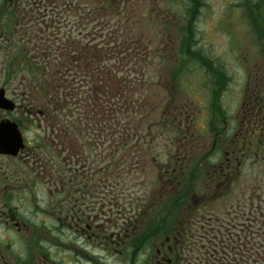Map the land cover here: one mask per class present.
Instances as JSON below:
<instances>
[{"label": "flooded vegetation", "instance_id": "obj_1", "mask_svg": "<svg viewBox=\"0 0 264 264\" xmlns=\"http://www.w3.org/2000/svg\"><path fill=\"white\" fill-rule=\"evenodd\" d=\"M181 1L0 0V36L10 43L0 56L11 66L2 68L0 92L15 104L0 107V123L15 119L23 141L0 159L24 166L0 170V264H246L247 246L264 235L262 29L255 24L253 44L242 46L246 77L237 92L229 73L212 69L203 154L165 115L124 123L121 134L113 115L149 110L150 98L104 77L109 54L88 45L106 36L117 55L120 45L151 44L135 26L141 4L162 20L160 43L171 44V30L182 43ZM16 81L25 88L12 89ZM71 103L80 106L78 122ZM131 173L139 177L127 184Z\"/></svg>", "mask_w": 264, "mask_h": 264}, {"label": "rangeland", "instance_id": "obj_2", "mask_svg": "<svg viewBox=\"0 0 264 264\" xmlns=\"http://www.w3.org/2000/svg\"><path fill=\"white\" fill-rule=\"evenodd\" d=\"M181 2L178 27L181 30L182 43L178 41L176 44L174 42L175 34L173 30H171L169 38L168 35L165 37V41L169 40L171 44L160 43L164 28L162 20H157V12L148 17L149 12L153 9L152 6L148 7L141 4V16L135 17V26L137 24L145 31L150 32L148 40L153 39L151 44L143 42L144 44L120 45L118 47L119 52L129 47L134 53V57L120 54L121 59L119 61L115 58L112 59L111 47L104 44L107 39L106 36H103L102 40L90 36L88 41H91V44L88 45L95 46L98 49L103 48V53L111 55V59L100 64L106 66L113 75L117 74L118 78L126 80V84L121 85L123 89L128 88V85L130 87L133 85L136 99H143V94L146 93L150 98L149 110L143 107H135L133 117L122 111H118L116 115H113V120L118 123L122 122L119 126L121 134H123L121 127L124 123L128 125L132 121V124L136 127L147 120L148 113L150 121L158 120L160 116L165 115L168 123L175 124L174 126H179L180 130L182 129L180 134L184 136L187 133V136L194 138L199 147L196 152L203 154L207 150L202 148L203 143L208 142L211 136L208 129L212 122L209 95L212 88L215 87L212 83L214 78L212 69L214 68L219 74L229 73L234 87L237 88L235 92L242 87L246 77L241 62L243 57L242 46L243 44H253L251 39L252 24H258V29H263V32L258 34L261 43L257 45V51L264 50V0H182ZM192 2L195 4L194 7L196 6L198 9L192 23H190L189 10L193 6ZM151 17L155 18L153 24ZM251 17H254V19H250ZM142 32L144 31L134 30V35L140 36ZM77 35L78 33L75 32L74 36ZM120 35L119 41L124 40L122 35L126 36L125 38L128 37L126 32H121ZM137 36L136 38H138ZM76 38L78 40V36ZM100 41L101 44H99ZM2 44L10 43L8 41L4 42L2 36H0L1 49H3ZM188 47L190 48L189 52L187 51ZM4 48L7 49L5 46ZM253 49H255V46H253ZM258 52L257 56L264 58ZM4 59L7 62V57L0 56V82L3 76L2 73H4L2 68L10 72L11 67L3 62ZM111 65L114 68H110ZM226 65H228V68L225 67ZM71 73H74V70ZM26 75L28 76V74ZM72 76L70 79L73 78ZM218 77H221V75ZM13 84L12 89L25 88L23 85H18V81L12 82ZM71 108L75 113L73 115L69 112L70 118L78 122L77 112L80 106L72 104ZM235 108L236 105L233 106L232 110ZM8 115L12 119L16 116V114ZM217 126H221V123L218 122ZM31 130L28 129L26 134L29 138L36 132ZM176 132V129H171L166 132L164 137L167 140L173 138ZM27 166L32 168L31 164ZM17 168L24 169V166L13 161L0 159V170ZM136 177H139L136 173L126 176L127 184L129 179ZM138 180H141L140 183L144 182L142 177ZM134 183L139 182L135 180ZM260 184H264V167L262 168ZM262 238V240L251 241L247 248L245 247L248 253L246 264H264V235Z\"/></svg>", "mask_w": 264, "mask_h": 264}, {"label": "water", "instance_id": "obj_3", "mask_svg": "<svg viewBox=\"0 0 264 264\" xmlns=\"http://www.w3.org/2000/svg\"><path fill=\"white\" fill-rule=\"evenodd\" d=\"M0 107L13 109L14 103L0 92ZM23 145L22 136L15 122L7 120L0 124V152L17 154Z\"/></svg>", "mask_w": 264, "mask_h": 264}, {"label": "trees", "instance_id": "obj_4", "mask_svg": "<svg viewBox=\"0 0 264 264\" xmlns=\"http://www.w3.org/2000/svg\"><path fill=\"white\" fill-rule=\"evenodd\" d=\"M193 4V3H192ZM195 4H193V7L191 8V13H190V17H192L194 14V10H196V6L194 7Z\"/></svg>", "mask_w": 264, "mask_h": 264}]
</instances>
